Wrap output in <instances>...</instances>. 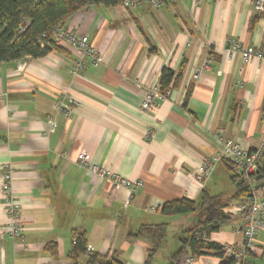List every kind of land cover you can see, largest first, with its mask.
Returning <instances> with one entry per match:
<instances>
[{
    "label": "crops",
    "instance_id": "1",
    "mask_svg": "<svg viewBox=\"0 0 264 264\" xmlns=\"http://www.w3.org/2000/svg\"><path fill=\"white\" fill-rule=\"evenodd\" d=\"M64 27L88 35L101 63L87 62L74 74L81 53L66 43L59 44L64 52L0 62V227L10 222L6 168L12 170L23 227L18 238H0V264H71L75 230L86 233L90 249L125 264H173L179 237L196 217L164 215L162 205L184 197L199 201L204 191L233 196L226 160L217 161L203 183L195 178L201 162L218 155L219 130L246 149L264 139V59L246 63L227 44L235 39L264 50V13L251 0L92 4ZM165 67L180 74L178 82L153 109H144ZM64 95L75 100L69 116L57 108ZM82 153L144 185L127 202L130 189L81 166ZM159 223L169 224L168 236L147 263L150 239L129 235ZM170 227L176 228L172 241ZM210 239L241 246L243 217L232 215ZM50 242L57 244L56 256L45 248ZM255 253L256 264H264V229ZM218 263L217 256L205 255L192 264Z\"/></svg>",
    "mask_w": 264,
    "mask_h": 264
},
{
    "label": "trees",
    "instance_id": "2",
    "mask_svg": "<svg viewBox=\"0 0 264 264\" xmlns=\"http://www.w3.org/2000/svg\"><path fill=\"white\" fill-rule=\"evenodd\" d=\"M125 0H0V62L7 60H23L39 58L50 52H64L63 46L56 42L54 30L64 27L66 21L76 12L92 5L102 4L108 7L122 6ZM180 74L175 75L173 69L165 67L160 76V87L164 94L172 91ZM190 91H188V95ZM230 167V178L235 185V192L229 199L223 195H213L207 191L202 193L199 201L188 198L166 201L161 212L167 216L194 214L196 223L183 230L179 237V247L172 254L173 264H181L187 257L215 255L218 264H256L255 251H247L245 259L238 260L226 255V245L219 244L210 238L231 219L224 208L234 200H243L250 196V189L235 172L233 163L226 161ZM258 185L264 183V161L261 160L257 174ZM168 223L144 224L131 238L147 237L151 241L148 248V260L159 252L168 236ZM72 248L68 253L71 264H125L114 255L102 254L89 247L85 232L73 231ZM46 250L54 256L58 253L57 244L50 242Z\"/></svg>",
    "mask_w": 264,
    "mask_h": 264
},
{
    "label": "built area",
    "instance_id": "3",
    "mask_svg": "<svg viewBox=\"0 0 264 264\" xmlns=\"http://www.w3.org/2000/svg\"><path fill=\"white\" fill-rule=\"evenodd\" d=\"M142 1L150 2L154 7H159L165 3H175L179 0H125L122 4L125 8H132L138 6ZM204 0H197L202 2ZM254 9L263 14L264 0H251ZM55 39L58 44L66 43L76 48L81 57L75 61L72 72L77 74L79 70L83 69L87 62H91L97 66L103 60L97 50L90 45L88 35H78L73 31L67 30L65 27H58L54 30ZM229 46L228 51L232 53H240L246 63H252L257 59H264V50L258 49L254 46H244L235 39L227 41ZM171 91L164 94L160 85L153 86L147 93L145 100L142 103L144 109L150 110L155 107L158 99L166 98ZM75 100L62 96L57 102L59 112L69 116L73 110ZM53 129L57 127V122L51 120ZM216 139L221 144L220 151L217 156H212L204 159L198 166L195 178L198 182L203 183L209 176H211L217 161L226 160L234 165L235 172L239 174L242 180L250 189V196L246 199L240 200L237 203H232L224 208V212L231 215H241L244 220V243L239 246L236 244L226 245V255L234 256L238 260L245 259L247 251H255L256 237L261 229H264V187H258L257 174L260 169L261 160L264 157V139L259 145L252 149L244 148L238 141L227 138L224 130H219L215 134ZM79 163L81 166L87 168L92 173L111 179L115 186H123L130 189V201L133 192L144 185L141 180H130L121 177L116 173L108 170L105 167H100L92 163L90 155L82 153L79 156ZM6 168V167H5ZM3 193L5 195V205L10 216V222L3 227H0V238L21 236L22 225L20 217V204L13 193V174L10 168H6L3 173ZM91 250V249H89ZM193 258L187 257L184 264H192Z\"/></svg>",
    "mask_w": 264,
    "mask_h": 264
},
{
    "label": "rangeland",
    "instance_id": "4",
    "mask_svg": "<svg viewBox=\"0 0 264 264\" xmlns=\"http://www.w3.org/2000/svg\"><path fill=\"white\" fill-rule=\"evenodd\" d=\"M169 231H170V233H169V239H170V241H172V239L174 237V234H175V231H176V228L170 227L169 228Z\"/></svg>",
    "mask_w": 264,
    "mask_h": 264
},
{
    "label": "water",
    "instance_id": "5",
    "mask_svg": "<svg viewBox=\"0 0 264 264\" xmlns=\"http://www.w3.org/2000/svg\"><path fill=\"white\" fill-rule=\"evenodd\" d=\"M258 187H264V183H262L261 185H258Z\"/></svg>",
    "mask_w": 264,
    "mask_h": 264
}]
</instances>
